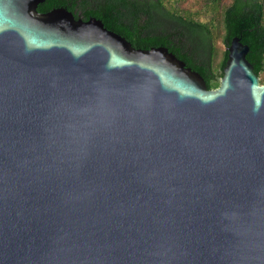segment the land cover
<instances>
[{
	"label": "water",
	"instance_id": "1",
	"mask_svg": "<svg viewBox=\"0 0 264 264\" xmlns=\"http://www.w3.org/2000/svg\"><path fill=\"white\" fill-rule=\"evenodd\" d=\"M43 1L0 0V264H264L249 46L223 43L209 89L168 48Z\"/></svg>",
	"mask_w": 264,
	"mask_h": 264
},
{
	"label": "trees",
	"instance_id": "2",
	"mask_svg": "<svg viewBox=\"0 0 264 264\" xmlns=\"http://www.w3.org/2000/svg\"><path fill=\"white\" fill-rule=\"evenodd\" d=\"M178 0H44L46 12L64 7L84 20L100 19L104 26L125 37L136 48L164 46L201 74L207 88H217L227 59L225 48L217 67L213 24L175 9ZM208 11L218 13L227 46L233 36L249 46L247 60L260 77L264 72V0H203ZM264 83V79H259Z\"/></svg>",
	"mask_w": 264,
	"mask_h": 264
},
{
	"label": "rangeland",
	"instance_id": "3",
	"mask_svg": "<svg viewBox=\"0 0 264 264\" xmlns=\"http://www.w3.org/2000/svg\"><path fill=\"white\" fill-rule=\"evenodd\" d=\"M224 2H229L230 0H223ZM172 4V6L182 13H187L192 18L211 22L213 24V35H214V45L216 54L213 60V66L217 67L223 53V35L224 31L218 22V13H213L208 11L203 4V0H178L177 4ZM259 79H264V72L260 74Z\"/></svg>",
	"mask_w": 264,
	"mask_h": 264
},
{
	"label": "flooded vegetation",
	"instance_id": "4",
	"mask_svg": "<svg viewBox=\"0 0 264 264\" xmlns=\"http://www.w3.org/2000/svg\"><path fill=\"white\" fill-rule=\"evenodd\" d=\"M38 7V6H37ZM72 12V11H71ZM74 14V13H73ZM75 15V14H74ZM76 18H78V17H80L79 15L78 16H75ZM80 18H82V17H80ZM83 19V18H82Z\"/></svg>",
	"mask_w": 264,
	"mask_h": 264
}]
</instances>
